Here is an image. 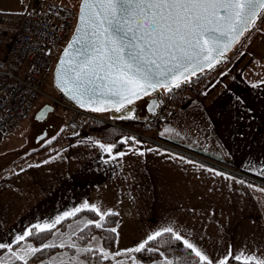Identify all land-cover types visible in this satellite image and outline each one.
<instances>
[{
  "label": "crops",
  "instance_id": "obj_1",
  "mask_svg": "<svg viewBox=\"0 0 264 264\" xmlns=\"http://www.w3.org/2000/svg\"><path fill=\"white\" fill-rule=\"evenodd\" d=\"M6 3L1 13H22ZM153 136L172 146L134 137L109 154L100 144H113L84 134L0 177V243L11 246L87 202L117 213L114 252L134 254L126 250L171 228L213 264L240 253L264 259V19L219 79Z\"/></svg>",
  "mask_w": 264,
  "mask_h": 264
},
{
  "label": "snow or ice",
  "instance_id": "obj_2",
  "mask_svg": "<svg viewBox=\"0 0 264 264\" xmlns=\"http://www.w3.org/2000/svg\"><path fill=\"white\" fill-rule=\"evenodd\" d=\"M262 12L264 0H82L77 35L60 61L57 86L81 107L105 111V107L93 105L107 102L119 112L157 88L171 91L188 82L197 70L214 67L232 45L255 25ZM70 49L74 51L70 52ZM100 147L111 154L115 145L100 144ZM82 207L87 209L89 205L85 202ZM91 210L100 220H89L87 224L94 223L96 228H102L104 217L110 213L102 212L95 205L91 206ZM79 211L81 209L77 208L74 212L65 213L64 217H58L54 224L37 225L36 228L39 231L51 230L61 219ZM110 231L115 232L116 229ZM163 232L171 233L177 241L182 240L184 247L191 249L202 264H213L207 255L171 228H165ZM163 232H155L126 252L145 250L148 242ZM31 233L32 229H28L16 237V241L24 240ZM55 246L44 244L42 248ZM59 246L65 245L62 243ZM68 246L77 247L74 243ZM5 247L16 259L24 260V264H27L28 256L42 251V248L29 245L24 255H18L11 251L9 245L0 243V248ZM146 250L158 251L152 248ZM92 251L91 247L77 248L78 254ZM97 251L104 259L111 255L103 249ZM233 258L242 261V264H264V259L245 256L244 253ZM227 261L228 256L219 264H227ZM73 264L83 262L75 260ZM166 264L173 262L168 260Z\"/></svg>",
  "mask_w": 264,
  "mask_h": 264
},
{
  "label": "built area",
  "instance_id": "obj_3",
  "mask_svg": "<svg viewBox=\"0 0 264 264\" xmlns=\"http://www.w3.org/2000/svg\"><path fill=\"white\" fill-rule=\"evenodd\" d=\"M77 14L78 7L75 5L43 0H28L24 11L18 16L0 12V45H9L6 55L0 58V135L27 117L35 100L43 96L46 102L67 110L66 128L69 132L80 131L83 121L96 120L121 127L129 131L133 138L172 146L155 136L128 128L125 123L139 121L144 124H159L168 120L181 103L202 93L219 79L228 65L226 56L214 67L205 68L191 76L179 88H172L171 91L158 88L148 95L147 97L157 98L158 106L154 113L147 112L144 106L130 104L122 108L119 111L121 113L115 108L93 111L46 89V83L56 64L58 45L73 33ZM177 95L181 103L175 101ZM129 109L130 113L122 114ZM215 164L237 175L249 176L228 164Z\"/></svg>",
  "mask_w": 264,
  "mask_h": 264
},
{
  "label": "trees",
  "instance_id": "obj_4",
  "mask_svg": "<svg viewBox=\"0 0 264 264\" xmlns=\"http://www.w3.org/2000/svg\"><path fill=\"white\" fill-rule=\"evenodd\" d=\"M200 94L198 93L196 95ZM174 99L176 102L181 103L179 95ZM125 125L128 128L153 136L160 123L144 124L139 121H128ZM84 134L93 139L115 145V150H121L133 138L129 131L121 127L106 122L86 120L83 121L80 131L66 132L63 130L59 132L42 146L31 150L28 158L49 155L60 144L75 140ZM108 213L110 214L104 217L102 228H96L94 223L87 224L89 220L94 222L100 220L96 212L91 209H83L75 215L65 218L58 225L51 228V230L39 231L33 228L31 235L26 236L24 240L10 246L11 251L14 252V250H17L15 253L18 254L26 251L29 245L42 248L44 244H55V247L42 248V251L28 256L27 264H62V262L63 264H73L75 260L83 262V264H116L119 261H114L111 257L104 259L101 253L97 251L99 247L92 245V238L99 236L103 246L100 249H114L116 247L117 231L112 232L110 229H116L118 215L115 212ZM62 243L65 245L64 247L59 246ZM69 243H74L77 247H69ZM86 247H91L93 251L78 254L77 248ZM147 248L157 249L158 251L149 252L146 250ZM146 249L139 253L135 252V256L145 264H166L168 260H171L173 264H202L199 257L191 249L184 247L182 240L177 241L168 232H163L155 240L149 241ZM0 264H24V260L16 259L12 256L9 248L5 247L0 248ZM227 264H242V261L231 259Z\"/></svg>",
  "mask_w": 264,
  "mask_h": 264
},
{
  "label": "rangeland",
  "instance_id": "obj_5",
  "mask_svg": "<svg viewBox=\"0 0 264 264\" xmlns=\"http://www.w3.org/2000/svg\"><path fill=\"white\" fill-rule=\"evenodd\" d=\"M3 1L7 2L3 6V8H5V11L7 10L8 12L17 13L22 10L24 11L25 9L24 0H3ZM43 1L66 3L70 5H75L79 9V4L81 0H43ZM263 19H264V12H262L257 17L255 25L252 26L248 31H246L244 35L241 36L239 41L235 44V46L225 55L226 59L228 60V63H227L228 65L225 67V69L228 68L232 64L233 54L237 50H239L241 47H243L244 43L248 40V38L254 32V30L258 28L260 22ZM69 38L70 36L65 41L61 42L58 45V48H57L58 56L60 52L62 51L63 47L66 45ZM3 45H0V47H2ZM58 56H57V59H58ZM54 67H53V70H54ZM53 70L51 71L52 75H53ZM46 89L49 90L54 95L58 96V93L53 85V76L48 79V83H46ZM147 98L144 97L142 99H138L130 105H134L136 107L137 106L143 107L147 101ZM45 100L46 99L43 96H40L38 99H36L28 116L20 120L10 130L0 135V177H2L3 175L9 172H12L13 170L18 169V166L20 164L21 165L19 166V168L24 167L23 165L28 163L27 160H30L28 158V154L31 152V150L42 146L44 143H46L48 140H50L51 138H53L54 136H56L59 132L63 130H65L66 132H69L66 128L68 112L62 106L55 105L54 110L50 111L45 119L43 120L37 119V114L39 112V109L45 103H47ZM130 111L131 109L123 113H129ZM44 130H46L45 136L37 140L38 136H40V134ZM95 238H96L95 240H92V245H95L96 247H99L100 249L102 246L100 237L95 236ZM138 240H141V239H138ZM103 250H106L107 252H109L111 254L110 257L114 261H119L116 264H145L137 256H135V253L115 255V253L117 252H114L112 249L103 248ZM14 252H17V250H14ZM24 253L25 251H23V253H18V254L24 255Z\"/></svg>",
  "mask_w": 264,
  "mask_h": 264
},
{
  "label": "water",
  "instance_id": "obj_6",
  "mask_svg": "<svg viewBox=\"0 0 264 264\" xmlns=\"http://www.w3.org/2000/svg\"><path fill=\"white\" fill-rule=\"evenodd\" d=\"M81 2H82V0L80 1V4H79V9H78V14H77V21H76V25H75V27H74L73 33L71 34V36H70V38L68 39L66 45L63 47L62 51L60 52V54H59V56H58V59H57V61H56V64H55V67H54V70H53V75H52V76H53V85H54V87H55V89H56L58 95H59L61 98L65 99V100H68V101H70V102H72V103H74V104H76V105H78V106H80V105H79L74 99H72L71 96H70L69 94H67L65 91H62L61 88L57 86V69H58V67L60 66V61H61V59L64 58V52H65V49H66V48L68 47V45L72 42L74 36L77 35L76 29H77V27H78V25H79V23H80V22H79V15H80V6H81ZM240 38H241V37H240ZM236 43H237V42H236ZM236 43H234V44L232 45L231 49L235 46ZM75 47H76V46H74V48H75ZM231 49H230V50H231ZM230 50H228V51L224 54V56H222L220 59H223V58L225 57V55H226ZM69 51L72 52V51H74V49H70ZM206 68H207V67H206ZM204 69H205V68H204ZM197 72H199V70H197ZM197 72H196V73H197ZM157 89H158V88H157ZM147 96H148V95H147ZM147 96H142L140 99H142V98H144V97L147 98ZM136 100H138V99H135L134 101H136ZM147 100H148V102L145 103V105H144L146 111H147V112H150V113H154L155 110H156V108H157V106H158L157 98H156V97H148ZM93 106H94V107L103 106V107H105L107 110H111V109H114V108H115V107L111 106V104H109V103H107V102L103 103L102 105H93ZM80 107H81V106H80ZM83 108L91 109V108H89V107H83ZM52 110H54V106H53L52 104L45 103V104L39 109V112H38V114H37V119H39V120H43V119H45V118L47 117L48 113H49L50 111H52ZM107 110H105V111H107ZM39 114H40V115H39ZM38 115H39V116H38ZM45 134H46V132H44L43 134H41L40 136H38L37 140H39L41 137L45 136Z\"/></svg>",
  "mask_w": 264,
  "mask_h": 264
},
{
  "label": "flooded vegetation",
  "instance_id": "obj_7",
  "mask_svg": "<svg viewBox=\"0 0 264 264\" xmlns=\"http://www.w3.org/2000/svg\"><path fill=\"white\" fill-rule=\"evenodd\" d=\"M39 115H40V114H39ZM39 115H38V116H39ZM44 132H46V130H44L41 134H43ZM41 134H40V135H41Z\"/></svg>",
  "mask_w": 264,
  "mask_h": 264
},
{
  "label": "bare ground",
  "instance_id": "obj_8",
  "mask_svg": "<svg viewBox=\"0 0 264 264\" xmlns=\"http://www.w3.org/2000/svg\"><path fill=\"white\" fill-rule=\"evenodd\" d=\"M130 112H131V111H130ZM130 112H129V113H130ZM119 113H121V112H119ZM122 114H124V113H122Z\"/></svg>",
  "mask_w": 264,
  "mask_h": 264
}]
</instances>
